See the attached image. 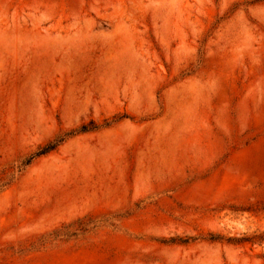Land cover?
Listing matches in <instances>:
<instances>
[{"label":"rangeland","instance_id":"rangeland-1","mask_svg":"<svg viewBox=\"0 0 264 264\" xmlns=\"http://www.w3.org/2000/svg\"><path fill=\"white\" fill-rule=\"evenodd\" d=\"M0 264H264V0H0Z\"/></svg>","mask_w":264,"mask_h":264},{"label":"trees","instance_id":"trees-1","mask_svg":"<svg viewBox=\"0 0 264 264\" xmlns=\"http://www.w3.org/2000/svg\"><path fill=\"white\" fill-rule=\"evenodd\" d=\"M55 146H50L46 149H44L39 155H42V154H45V153H48L49 151L53 150Z\"/></svg>","mask_w":264,"mask_h":264}]
</instances>
